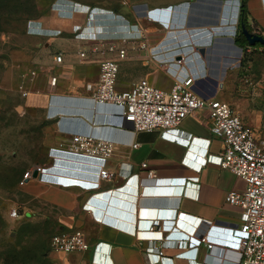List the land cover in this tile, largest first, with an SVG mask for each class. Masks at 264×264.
Returning <instances> with one entry per match:
<instances>
[{
	"label": "crops",
	"instance_id": "1",
	"mask_svg": "<svg viewBox=\"0 0 264 264\" xmlns=\"http://www.w3.org/2000/svg\"><path fill=\"white\" fill-rule=\"evenodd\" d=\"M242 2H188L189 6L183 12L173 9L170 21L160 19L166 26L152 24L155 31L147 36L148 44L168 59L173 57L177 44H180L189 54L182 73L195 77L194 89L201 96L218 97L233 79V66L243 52L231 33L232 18L238 12L239 19ZM166 6L155 9H166ZM246 8L251 31L264 34V0H246ZM85 16L73 15L72 6L66 7L61 18L54 13L49 23L44 24L48 31L39 33L48 49L63 48L76 52L70 55L75 64L56 70L59 74L62 73L59 70L63 71V76L68 78L63 81L62 74H57L61 84L56 89L57 94L52 96L46 119L53 122L62 137L85 133L115 143V153L108 161V168L116 176L102 181L97 189L81 185L63 187L33 180L40 187V199L67 213L63 215L61 227L74 230L76 225L81 226L90 243L86 252L64 255L66 264H196L210 251L205 244L200 245L198 237L202 235H209L214 240L215 252L219 247H234L240 209L230 204L227 196L230 191L243 189L238 186L239 176L209 159L210 155L221 154L222 142L213 137L208 110H200L181 123L182 136L191 137L186 146L164 140L160 131H133L113 105L95 107L85 86L88 82L98 81L102 56L89 54L84 60L79 52L93 43L96 36L116 38L122 36L123 30L135 31L131 25L141 26L144 15L132 21L122 17L124 29L113 32L107 27L113 18L110 12L107 16L96 17L79 36H74L72 27L83 23ZM57 29L61 33L52 36ZM125 32L123 34H127ZM125 43L129 48L128 57L120 61L117 88L125 90L139 79L147 78L159 88L170 89L174 82L172 69L168 71L166 64L154 57L151 50L140 49L138 41L126 40ZM183 43L186 44L183 46ZM40 100L45 103L44 99ZM233 103L245 123L264 138V110L255 109L257 119L251 118L244 102L237 100ZM149 171H154L152 177L148 175ZM152 186H175V191L171 194L144 192ZM168 210L173 211L172 217L166 218L168 221L159 220L155 230L149 231V223L158 219L159 212ZM175 220L184 221L186 228L182 229ZM170 231L189 235L191 240L186 247L180 248L175 242L177 237L172 238L165 245L166 258L161 259L157 253L147 255L146 252H150ZM196 246H200L196 258L192 257L195 250L185 253ZM180 251L186 255L177 257Z\"/></svg>",
	"mask_w": 264,
	"mask_h": 264
},
{
	"label": "rangeland",
	"instance_id": "2",
	"mask_svg": "<svg viewBox=\"0 0 264 264\" xmlns=\"http://www.w3.org/2000/svg\"><path fill=\"white\" fill-rule=\"evenodd\" d=\"M194 1L0 0V264L67 262L64 255L50 249L52 236L68 231L61 227L63 215L67 213L39 198L37 182L23 180L24 174L34 167L53 166L51 148H66L71 137H62L53 122L46 119V112L61 84L59 75L62 74L63 81L68 78L61 70V74L57 73V69L75 64L71 62L70 55L76 52L63 48L48 49L39 35L40 27H45L54 17L55 9L75 2L94 18L107 16L105 11L123 15L130 21L144 15L140 24L149 37L150 32L155 31L152 29L153 22L147 16L151 10L165 5L166 8L170 5L187 8L188 2ZM123 24L124 19L113 15L107 27L113 32L122 31ZM236 34L233 36L236 37ZM58 53H62L64 58L60 64L54 60ZM235 64L232 69L234 77L221 90L218 98L235 109L234 101L244 102L250 111L248 115L257 119L254 110H264V48L246 47ZM34 71L36 75L33 76ZM54 78H57L56 84H53ZM40 99H44L46 104H42ZM247 126L257 138H262L251 125ZM59 155L58 159L64 163L58 164L60 167L56 171L63 176H58L57 180L86 184V176L80 174L83 177H78L80 170L75 167L77 163L83 166L85 161H77L69 154ZM238 186L244 189L242 178ZM13 208L18 210L19 217H11ZM74 229L81 230L82 227L76 225Z\"/></svg>",
	"mask_w": 264,
	"mask_h": 264
},
{
	"label": "built area",
	"instance_id": "3",
	"mask_svg": "<svg viewBox=\"0 0 264 264\" xmlns=\"http://www.w3.org/2000/svg\"><path fill=\"white\" fill-rule=\"evenodd\" d=\"M64 6L65 8L72 6L73 15H86L85 22L72 27L74 36H79V33L83 32L95 20L93 14L80 8L75 2L64 4ZM175 7L167 8L169 10L168 21H170ZM151 11L147 14L149 21L162 26L167 25L155 17ZM113 15L115 18L124 17L114 13ZM232 19L231 33L236 34L239 21L238 12ZM131 28H135V31L128 29L125 32L123 30L122 36L116 38L106 37V35L96 36L93 43L79 52L84 58L89 54L102 56L98 81L88 82L85 86L90 99L95 107L100 105L115 106L119 110L120 116L132 126L135 132L160 131L164 140L186 146L190 144L191 137L184 138L182 136L181 123L187 117L196 115L200 110H208L211 131L222 142L221 154L210 155L209 159L211 158L213 163L242 178L246 187L243 190L230 191L227 196L228 202L240 209V224L234 238L235 246L219 247L215 252L217 245L214 240L209 235H202L198 237L199 243L200 245L205 244L210 251L203 261H196V264H264V138L255 136L254 131L247 126L231 104L218 97H204L196 92L194 89L195 77L182 73L183 64L189 56L183 47H177L172 58H163L161 51L158 52L157 48H150L147 35L139 24H132ZM42 31L48 30L41 27L39 33ZM124 32L127 34H123ZM60 33L61 30L57 29L51 34L56 36ZM255 33L264 36L262 32ZM126 40L138 41L140 49L151 50L154 57H158L161 62L166 64L168 71L172 69L174 82L170 89L159 88L147 78L139 79L128 89L119 90L117 88L120 61L128 57L129 48L125 43ZM63 59L62 53H58L54 58L58 64L62 63ZM32 75H36V72H32ZM56 82L57 78H54L53 84ZM134 146L137 147V144ZM114 153L115 143L112 140L92 134L74 133L66 148H51L50 156L54 160L53 166L34 167L24 174L23 180L25 182L35 180L63 187L81 185L85 188L97 189L102 181L112 180L116 176V173L108 168V161ZM59 154L85 157L84 169L81 173L87 178L86 184L57 180L58 176H63L56 171V168L60 167L58 164L64 163L58 159ZM143 166H147V164L143 163ZM35 170L39 173L36 178L33 176ZM153 174L154 171L148 172L150 177ZM174 191L175 186H152L146 188L144 192L171 194ZM172 214V210L159 212L158 219L149 223V231L155 230L159 220L168 221L166 218L172 217ZM10 215L12 218L19 217L18 210L13 208ZM178 225L182 229L186 228L184 221L179 220ZM161 230L164 231L162 227ZM174 230L177 231V229ZM169 233L146 254L157 253L161 259L166 258L165 245L171 242L172 238L177 237L175 242L180 248L186 247L191 240L186 234H172V231ZM199 247L196 246L185 253L195 250L192 257L196 258ZM89 248L90 243L87 236L80 229L62 231L53 235L50 240V249L62 255L86 252ZM185 255H183V251H180L177 257Z\"/></svg>",
	"mask_w": 264,
	"mask_h": 264
},
{
	"label": "trees",
	"instance_id": "4",
	"mask_svg": "<svg viewBox=\"0 0 264 264\" xmlns=\"http://www.w3.org/2000/svg\"><path fill=\"white\" fill-rule=\"evenodd\" d=\"M186 9L187 8L183 7V5L181 7L176 6L174 8V10H176V11L182 10V12H183V10H186ZM151 13L157 18H159V17H160L159 19L164 18V20L167 21V19H168L167 16L169 14V10H167V8L166 9H156V10H152ZM242 22L246 25L247 28H249L251 30V26L249 25L248 20H247L246 0H243L242 5H241L240 17H239V21H238L239 33H237V36H236V43L238 45H240L243 49H245L246 47L249 46V44H248L245 36L241 32V23ZM184 44H186V43H183V45ZM177 47H181V45L177 44ZM256 47H263L264 48V46L260 45V44H257Z\"/></svg>",
	"mask_w": 264,
	"mask_h": 264
},
{
	"label": "water",
	"instance_id": "5",
	"mask_svg": "<svg viewBox=\"0 0 264 264\" xmlns=\"http://www.w3.org/2000/svg\"><path fill=\"white\" fill-rule=\"evenodd\" d=\"M241 32L242 34L245 36L248 44L250 46H256L257 44H260V45H263L264 46V36L261 35V34H258V33H255V32H252L249 28L246 27V25L242 22L241 23ZM233 37V36H232ZM231 40L234 41V38H231ZM239 50L242 51L243 48L242 47H239ZM200 52L203 53L204 52V49L201 48L200 49ZM68 155V154H67ZM70 155V154H69ZM72 158L76 159L77 161H85V157L83 156H76V155H71ZM78 170H80L79 172V175H77L78 177H83L81 172L82 170L84 169V165L82 166L81 164L77 163V165L75 166ZM78 173V172H77ZM38 171L35 170L33 172V176L36 178L38 177Z\"/></svg>",
	"mask_w": 264,
	"mask_h": 264
},
{
	"label": "clouds",
	"instance_id": "6",
	"mask_svg": "<svg viewBox=\"0 0 264 264\" xmlns=\"http://www.w3.org/2000/svg\"><path fill=\"white\" fill-rule=\"evenodd\" d=\"M63 8L65 9V6L64 7H61L59 10L58 9H55L53 11V13H57L58 17L61 18V13H62L61 9H63ZM175 221L177 222V224H179V220H175Z\"/></svg>",
	"mask_w": 264,
	"mask_h": 264
}]
</instances>
